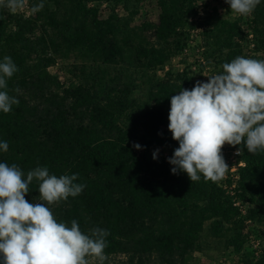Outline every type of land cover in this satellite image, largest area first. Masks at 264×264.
<instances>
[{
  "label": "trees",
  "instance_id": "obj_1",
  "mask_svg": "<svg viewBox=\"0 0 264 264\" xmlns=\"http://www.w3.org/2000/svg\"><path fill=\"white\" fill-rule=\"evenodd\" d=\"M198 1L44 0L28 17L0 7V62L9 56L16 64L7 91L19 100L0 112V141L9 145L0 162L25 174L38 166L58 177L78 174L82 193L50 207L58 221L76 219L85 233H110L105 264H195L207 224L239 264H264V152L238 145L245 166L235 193L249 205L257 255L245 247V218L223 180L191 182L172 173L169 159L153 158L158 147H179L168 130L171 96L201 82L171 67L192 40ZM38 2L27 0L28 7ZM200 26L215 74L237 56L264 60V0L249 16L213 4ZM61 60L70 62L66 81L51 71ZM38 197L33 181L25 198Z\"/></svg>",
  "mask_w": 264,
  "mask_h": 264
},
{
  "label": "clouds",
  "instance_id": "obj_2",
  "mask_svg": "<svg viewBox=\"0 0 264 264\" xmlns=\"http://www.w3.org/2000/svg\"><path fill=\"white\" fill-rule=\"evenodd\" d=\"M261 0H226L233 13L249 16ZM27 0H0L10 13L25 10ZM44 7V0L30 6V14ZM222 71L206 76L207 82L182 89L171 96L168 130L179 147L168 162L171 171H182L191 182L222 180L229 167L222 155L225 144H243L249 153L264 152V60L237 56L222 64ZM18 68L12 58L0 62V112L10 113L19 104L7 91V80ZM19 93L20 89H15ZM140 149L139 144L134 145ZM7 141L0 150L7 152ZM158 151V150H157ZM243 149L237 150L240 155ZM156 158V153L153 154ZM78 174H50L36 167L26 174L16 164L0 162V260L2 264H105L107 230H81L76 219L70 225L58 221L51 205L82 193ZM36 181L39 197H25Z\"/></svg>",
  "mask_w": 264,
  "mask_h": 264
},
{
  "label": "built area",
  "instance_id": "obj_3",
  "mask_svg": "<svg viewBox=\"0 0 264 264\" xmlns=\"http://www.w3.org/2000/svg\"><path fill=\"white\" fill-rule=\"evenodd\" d=\"M205 14H206V9L198 1L197 14L193 15L189 19L190 25L195 27V29L192 30V36H191L192 40L189 46L185 48L179 54V55H182L192 60L193 63L191 66V72L193 74L200 75L201 82H207L208 78L206 76L215 74L214 69L210 65H208V62H207L208 60L206 56L204 55L205 49L201 47V42H200L201 38L198 35L202 28L200 26V20L205 16ZM25 17H28V16H25ZM191 52H192V55H191ZM260 55L264 59V50L260 53ZM169 69L170 67L167 66L164 70L159 72L160 75H161V72H164L165 74V72L168 71ZM180 72H183V71H180ZM238 149H239L238 145L233 147L228 144H225L224 147L222 148V155L224 157L226 164L229 167L228 171L226 172L225 177L222 179L223 189L227 196H231L233 198L232 200L233 205L239 209L240 216L245 218L242 228L244 229V231L246 230L245 234L247 235L248 242L252 245V251H254V253L257 255L260 249V240L257 239L253 234L249 232V228L253 222L250 218H246L248 215L249 205L247 202L239 199L235 193L237 182L239 180V169L245 166V163L240 158L242 155V152L240 155H237ZM160 150L161 148L158 147L154 149V153H156V155L158 156V152H160ZM168 159L169 158L165 160H168Z\"/></svg>",
  "mask_w": 264,
  "mask_h": 264
},
{
  "label": "rangeland",
  "instance_id": "obj_4",
  "mask_svg": "<svg viewBox=\"0 0 264 264\" xmlns=\"http://www.w3.org/2000/svg\"><path fill=\"white\" fill-rule=\"evenodd\" d=\"M199 2L203 5L206 11L208 7H211V5L216 4L218 5V9L220 10V12L229 11L232 17H235L237 15L231 11L230 5L226 3V0H199ZM16 14L21 15L23 17L32 15L28 11V7H26L23 11L17 12ZM69 63L70 62L68 61H59L58 64L51 69L52 73H59L60 79L62 81H66L67 78L71 77L67 72ZM192 63V60H190L189 58H186L182 55H177L172 59L171 67L175 69V71H187L192 73ZM161 75H164V72H161ZM134 144L138 143L135 142ZM173 154V150L169 148H161L160 152H158V157L167 159L172 157ZM252 230V228H249V231L252 232ZM245 232L246 230L244 231L243 229L244 235H246ZM245 247L249 250H252V245L248 242V239L246 240ZM243 253L245 254L244 251ZM221 262L225 264H239V258L232 254L231 251L226 248V245L223 240L216 239L210 234L209 224H207L203 233V250L202 252L195 255V264H218Z\"/></svg>",
  "mask_w": 264,
  "mask_h": 264
}]
</instances>
